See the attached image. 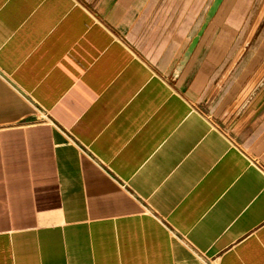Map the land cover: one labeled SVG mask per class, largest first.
Instances as JSON below:
<instances>
[{
  "label": "crops",
  "instance_id": "obj_1",
  "mask_svg": "<svg viewBox=\"0 0 264 264\" xmlns=\"http://www.w3.org/2000/svg\"><path fill=\"white\" fill-rule=\"evenodd\" d=\"M212 2L0 0V264H264V0L173 77Z\"/></svg>",
  "mask_w": 264,
  "mask_h": 264
},
{
  "label": "rangeland",
  "instance_id": "obj_2",
  "mask_svg": "<svg viewBox=\"0 0 264 264\" xmlns=\"http://www.w3.org/2000/svg\"><path fill=\"white\" fill-rule=\"evenodd\" d=\"M252 23V22H251ZM257 24V22H255ZM264 27V23L261 22L259 24V31H262ZM257 39V38H256ZM256 41V40H255ZM257 43V42H255ZM176 70V69H175ZM174 70V72H175ZM173 72V74H174ZM174 77V76H173ZM175 78V77H174ZM194 105L202 110L210 119H212L215 123H217L220 127H222L231 137L232 139L236 140L237 142H240V138L237 135V133L233 132L232 130H230V127L228 126V121L225 120V117L221 114H218L214 108L213 105H211L210 100H206L205 97L201 98V99H197L196 101H194ZM227 121V122H226Z\"/></svg>",
  "mask_w": 264,
  "mask_h": 264
},
{
  "label": "water",
  "instance_id": "obj_3",
  "mask_svg": "<svg viewBox=\"0 0 264 264\" xmlns=\"http://www.w3.org/2000/svg\"><path fill=\"white\" fill-rule=\"evenodd\" d=\"M223 0H213L207 14L205 17V20L200 28V30L198 31V33L196 34V36L192 39L189 47L187 48L183 58L181 59V61L179 62V64L176 67V70L173 74L174 77H176V75L179 73L180 69L182 68V66L184 65V63L186 62V60L188 59V57L190 56L192 50L194 49V47L196 46L200 36L202 35L204 29L206 28L208 22L210 21V19L213 17V15L215 14V12L217 11L218 7L220 6L221 2Z\"/></svg>",
  "mask_w": 264,
  "mask_h": 264
}]
</instances>
